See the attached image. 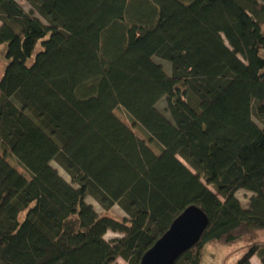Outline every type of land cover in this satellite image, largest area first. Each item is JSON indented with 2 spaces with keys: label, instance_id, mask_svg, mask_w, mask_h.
Instances as JSON below:
<instances>
[{
  "label": "trees",
  "instance_id": "obj_1",
  "mask_svg": "<svg viewBox=\"0 0 264 264\" xmlns=\"http://www.w3.org/2000/svg\"><path fill=\"white\" fill-rule=\"evenodd\" d=\"M25 1L0 0V262L140 264L197 205L209 225L174 264L253 235L237 264H264V0Z\"/></svg>",
  "mask_w": 264,
  "mask_h": 264
},
{
  "label": "rangeland",
  "instance_id": "obj_2",
  "mask_svg": "<svg viewBox=\"0 0 264 264\" xmlns=\"http://www.w3.org/2000/svg\"><path fill=\"white\" fill-rule=\"evenodd\" d=\"M22 7L26 11H30L31 5L25 1V0H17ZM36 16H41L36 13ZM1 25V22H0ZM41 49V44L39 43L35 49L33 57L29 60V62H32L34 60V57L36 53ZM7 50H8V44L4 43L0 46V81L5 73L6 67L9 63V59L7 58ZM262 55L264 56V50L262 52ZM156 59L160 62H163L165 65L166 70H171L172 65L170 61H164L163 59L156 57ZM170 72V71H169ZM158 107L165 112L168 116H170V113L167 111V103L166 99H163L159 102ZM115 114L126 124L128 125L135 133L136 135L144 140L148 146L156 153L160 154V149L153 143H151L146 136V134L141 131L139 128L134 127L130 118L128 117V114L124 111L122 108H117L115 110ZM0 153H4L3 149L0 147ZM8 161L15 166L24 176L27 178H30V174L16 161V159L12 156L7 157ZM52 164L59 170L61 175H63L68 181H71V177L68 175V173L56 162L53 161ZM252 196V193L245 190L240 189L237 191V197L241 200L244 206H248L250 197ZM87 201L89 203H92L96 210L101 214H107L111 217H114L116 219L122 220L124 218H129L128 215L125 213V211L117 204L113 207L112 210L109 212H106L100 204L95 201L91 196L87 197ZM121 233L109 231L105 238L108 241H111L117 237H121ZM256 235H253L254 238ZM257 237V236H256ZM255 237V238H256ZM258 240L264 241V232H261L258 234ZM253 238H247L246 240H241L236 244H222L219 242H211L206 244V246L203 249V259L201 264H237L239 259L247 252L248 248L245 247L247 243L250 241H254ZM257 239V238H256ZM118 264H128L123 258H119L117 261ZM261 261L258 259L254 260L253 264H260ZM262 264V263H261Z\"/></svg>",
  "mask_w": 264,
  "mask_h": 264
},
{
  "label": "water",
  "instance_id": "obj_3",
  "mask_svg": "<svg viewBox=\"0 0 264 264\" xmlns=\"http://www.w3.org/2000/svg\"><path fill=\"white\" fill-rule=\"evenodd\" d=\"M208 225L209 217L202 208L197 205L187 207L147 250L140 264H174L201 239Z\"/></svg>",
  "mask_w": 264,
  "mask_h": 264
},
{
  "label": "crops",
  "instance_id": "obj_4",
  "mask_svg": "<svg viewBox=\"0 0 264 264\" xmlns=\"http://www.w3.org/2000/svg\"><path fill=\"white\" fill-rule=\"evenodd\" d=\"M0 26H1V25H0ZM256 259H258V261L260 260V258H259L257 255L253 256L252 259H251V264H253L254 260H256ZM260 261H261V260H260ZM260 264H261V263H260Z\"/></svg>",
  "mask_w": 264,
  "mask_h": 264
}]
</instances>
